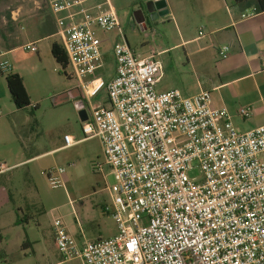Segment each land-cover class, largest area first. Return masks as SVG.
<instances>
[{"label": "built area", "instance_id": "2783aa9c", "mask_svg": "<svg viewBox=\"0 0 264 264\" xmlns=\"http://www.w3.org/2000/svg\"><path fill=\"white\" fill-rule=\"evenodd\" d=\"M96 1L46 0L89 110L84 139L66 135L62 149L100 141L115 181L103 210L118 234L79 244L63 220L54 219L61 257L81 264H264V125L239 132L227 109L212 107L208 91L159 93L162 63L155 54H136L111 1L102 0L105 10ZM98 31L120 37L108 82L91 78L103 68ZM23 49L37 51L32 44ZM219 55L228 59L230 47ZM0 73L13 74L12 64L0 60ZM103 90L109 105L93 104ZM238 114L250 119L254 109ZM12 169L0 162V175ZM196 169L200 177L190 178ZM63 174L64 168L47 173L53 189L64 188Z\"/></svg>", "mask_w": 264, "mask_h": 264}, {"label": "rangeland", "instance_id": "374dc122", "mask_svg": "<svg viewBox=\"0 0 264 264\" xmlns=\"http://www.w3.org/2000/svg\"><path fill=\"white\" fill-rule=\"evenodd\" d=\"M110 1L131 49L143 57L155 54L162 63L165 68L162 83H170L183 93L194 92L196 80L182 58L183 49L171 48L179 42L180 34L184 38L197 34L201 27L199 20L185 24L171 22L167 17L156 18L147 11L152 0ZM170 1L178 15L188 8L199 10L198 0ZM231 2L227 0L229 8ZM95 4L107 9L102 0ZM139 10L146 18L144 28L134 18ZM98 36L102 42L103 68L91 78L108 82L114 76V46L120 37L117 31H98ZM55 41L61 44L60 38ZM55 41H42L38 45L39 57L23 63L15 64L11 58L1 60L15 64L14 71L20 70L31 106L17 109L8 90L7 75L0 73V162L7 167L23 162L0 175V264H81L79 260L64 261L58 252L53 229L57 218H62L70 232L77 235L76 240L98 242L118 234L114 219L103 210L112 201L109 188L115 181L98 139L26 161L63 146L66 135L76 140L84 138L78 104L84 105L87 114L89 110L80 98H74L78 93L61 104L55 103L59 92L77 85L75 78L68 77L72 73L70 66L64 71L54 59ZM164 50L167 51L162 53ZM92 103L108 106L106 90ZM59 168L65 169L64 188L53 189L47 173ZM189 176L198 178L200 172L196 169Z\"/></svg>", "mask_w": 264, "mask_h": 264}, {"label": "crops", "instance_id": "0c3cea01", "mask_svg": "<svg viewBox=\"0 0 264 264\" xmlns=\"http://www.w3.org/2000/svg\"><path fill=\"white\" fill-rule=\"evenodd\" d=\"M165 1L169 10V14L165 17L171 22L186 24L193 20H199L201 23L197 34L188 38H184L180 34L179 42L171 48L183 49L182 58L186 61L187 68L193 72L196 80L194 92L182 93L191 97L202 91L210 92L212 107L227 109L239 132H248L263 126L264 11L257 12L254 17L242 19V14L251 11L255 6L235 5L232 0V8H229L227 0H198V5L200 4L198 12L193 8H188L178 15L175 13L171 1ZM79 19H81L80 15L74 18V20ZM144 26L145 24L141 25L142 28ZM0 28V60L11 58L15 64L31 60L36 56L39 57L38 45L42 41H55L60 38L56 18L51 13L46 0H0ZM200 32H203V36H200ZM29 44L34 45L37 51H25L23 47ZM223 46L230 47V55L226 60L221 59L219 55V50ZM166 51L164 50L162 53ZM14 70L15 68L13 74H19L23 78L20 70H16L17 72ZM162 82L163 80L157 86V91L160 93L171 90L181 91L170 83ZM76 90L78 96L73 97L80 98L88 106L78 84L59 92L58 98L65 94L74 95ZM82 105L79 103L78 109ZM244 107L254 109V114L250 119H242L239 116V110ZM63 146L44 154L31 156L26 161L53 155L55 152L63 150ZM22 163L11 167L16 168ZM75 222L78 225V221ZM66 227L70 232L69 226L66 225ZM71 235L76 239V234L71 233ZM85 241L87 240H77L79 244Z\"/></svg>", "mask_w": 264, "mask_h": 264}, {"label": "trees", "instance_id": "16d2710c", "mask_svg": "<svg viewBox=\"0 0 264 264\" xmlns=\"http://www.w3.org/2000/svg\"><path fill=\"white\" fill-rule=\"evenodd\" d=\"M235 5H244L247 7L255 8L257 12L264 11V0H233ZM52 55L56 62L62 66L64 71L69 68V63L67 56L63 50L61 44L54 43L52 45ZM69 78H72L73 75L68 74ZM8 90L11 96V99L17 109L23 110L31 106L30 97L27 93V90L24 85L23 78L19 74H11L6 77Z\"/></svg>", "mask_w": 264, "mask_h": 264}, {"label": "water", "instance_id": "95a60500", "mask_svg": "<svg viewBox=\"0 0 264 264\" xmlns=\"http://www.w3.org/2000/svg\"><path fill=\"white\" fill-rule=\"evenodd\" d=\"M147 11H148V13L154 14L156 16V18L165 17L169 14V10L167 9V3L165 0H158V1L149 2L147 5ZM140 12L142 13L141 17L138 16L137 13L134 14L135 21L139 26L143 25L145 23V20H146L144 13L142 11H140ZM75 92L78 93L77 90ZM70 96L73 97L72 94H70V95L65 94L64 96L57 98L55 100V103L61 104L64 101L68 100ZM80 118H81L82 123L87 121L88 115H87L86 110L80 111Z\"/></svg>", "mask_w": 264, "mask_h": 264}, {"label": "flooded vegetation", "instance_id": "af4514ba", "mask_svg": "<svg viewBox=\"0 0 264 264\" xmlns=\"http://www.w3.org/2000/svg\"><path fill=\"white\" fill-rule=\"evenodd\" d=\"M140 11H142V10H139V11H137L136 13H137L138 16L141 17V14H142V13H141ZM142 12H143V11H142Z\"/></svg>", "mask_w": 264, "mask_h": 264}]
</instances>
